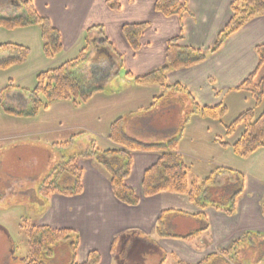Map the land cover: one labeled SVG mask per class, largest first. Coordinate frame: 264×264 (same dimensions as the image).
Masks as SVG:
<instances>
[{"label":"crops","instance_id":"1","mask_svg":"<svg viewBox=\"0 0 264 264\" xmlns=\"http://www.w3.org/2000/svg\"><path fill=\"white\" fill-rule=\"evenodd\" d=\"M107 1L34 0L37 12L47 17L60 32L63 44L62 52L54 58L47 57L53 61L44 64V70L76 58L86 49L87 58L77 74L85 87L99 89L84 102L90 108L89 118L85 123L73 125L96 132L91 122L101 123L102 118L110 117V132L97 131L106 135L107 142L115 146L106 150L118 148L108 137L112 123L119 118L122 119L121 130L125 136L145 144L177 140L176 150L180 155L186 138L192 143L202 142L204 138L209 144H218L217 138L221 136L218 127L216 134H211L216 120L192 114L193 106L195 103L200 106L226 104L227 100L238 98L240 90L237 87L250 74L257 71V77L264 66V63L259 66L256 52V47L264 44V14L253 18L204 62L167 72L168 87L165 88L159 81L137 83L135 77L163 67L168 42L180 35V43L184 46L203 50L212 47L232 17L231 4L235 0H188L191 14L183 18L166 17L157 12L156 0H118L119 9L110 8ZM136 23L148 25L140 37L137 51L122 30L125 24ZM37 27L32 30L42 39L41 29ZM2 37L1 32L0 44H21L16 40L5 41ZM175 84L180 89L171 87ZM17 94L25 97L21 92ZM183 94L187 98L184 104ZM25 101L28 105L26 97ZM62 102L65 100L51 104ZM8 111L11 114L18 110ZM41 124H6L4 127L9 132L0 135V142L3 137L12 140L33 136L47 138L51 144L63 143L56 142L54 137L55 132L61 131L60 120L57 125ZM131 154L133 164L126 183L140 197L136 206H128L115 198L108 172L92 160L87 166L79 164L83 168V191L78 195L56 192L44 196L39 185L36 198L32 197L33 205H30L29 188L14 185L0 188V203L11 200L9 206L21 207L29 223L33 222L29 216L32 212L36 221L34 225L75 230L80 242L74 256L64 259L67 264L85 262L91 251L100 253L99 264H264V171L252 172L249 168L251 172L247 173L234 164L214 162V166L238 170L245 176L244 191L237 200L236 212L231 215L213 206L200 209L188 197L175 193L144 197V171L158 160L160 154L154 150L133 151ZM255 154L257 151L250 156ZM65 160H60L57 166ZM208 162L211 163L210 160ZM2 226L0 238L10 239L0 249V264H14L13 257H18V260L15 258L16 264H24L28 243L25 250L19 251L17 243ZM55 254L63 257L58 251Z\"/></svg>","mask_w":264,"mask_h":264},{"label":"trees","instance_id":"2","mask_svg":"<svg viewBox=\"0 0 264 264\" xmlns=\"http://www.w3.org/2000/svg\"><path fill=\"white\" fill-rule=\"evenodd\" d=\"M107 2L112 9L120 8L118 0H108ZM0 7L16 8V11L10 12V15L0 14V26L6 29L39 26L46 57L54 58L62 52L63 44L60 32L47 17L41 16L37 12L34 0H11L9 3L7 0H0ZM155 9L166 17L183 18L186 14H191L188 0H156ZM231 9L232 17L212 47L205 50L188 47L180 43L181 35L173 38L167 45L166 64L160 69L135 77V82L145 84L159 81L167 88V72L189 68L204 62L220 50L224 43L248 22L256 16L264 14V0H235L231 4ZM147 26V23L123 26V34L135 51L140 48V37ZM85 52L86 49H83L80 56L39 72L36 88L32 91L21 92L26 97L30 110L28 112L17 111L16 113L32 116L55 101L71 100L75 105H80L91 98L99 89L85 87L77 74L79 67L87 58ZM256 52L259 57V66H261L264 63V44L257 46ZM29 53V47L22 44L8 42L0 44V68L23 63L27 60ZM256 72L250 74L237 87V90L250 91L259 104L264 98V76L256 82ZM127 76L132 77L130 73H127ZM171 87L180 89L177 84ZM226 112L227 107L223 103L216 106H200L195 103L192 114L221 120ZM121 122L122 119L119 118L112 123L111 134L108 137L117 144L118 148L103 151L93 146V149L81 153L84 157H97V162L102 164L110 176L112 192L118 201L128 206L139 204L140 197L135 189L126 183L133 164L131 153L154 150L160 155L158 160L144 171L142 180L144 197L164 192L175 193L188 197L200 209L213 206L231 215L236 212V203L244 191L245 184V176L241 171L219 166L201 182L192 180L190 168L176 150L177 140L169 143L145 144L125 136L121 130ZM241 125L244 130L233 143L223 142L221 137H218L217 141L224 146H231L236 154L246 157L264 147V110L259 116H256L253 109L241 112L236 120L226 126L228 136L233 135ZM71 142L72 140L59 144L69 146ZM79 155L70 156L43 180L39 187L42 195L49 196L57 192L72 196L82 193L83 168L78 164ZM64 179H71L72 183L64 184ZM262 211L264 214V198ZM22 227L25 228L28 237V254L24 264H67L64 259L73 257L79 246L80 236L75 230L29 223L23 224ZM57 251L63 255L62 258L59 257V254H55ZM100 260V253L91 251L85 262L72 261L70 264H99Z\"/></svg>","mask_w":264,"mask_h":264},{"label":"rangeland","instance_id":"3","mask_svg":"<svg viewBox=\"0 0 264 264\" xmlns=\"http://www.w3.org/2000/svg\"><path fill=\"white\" fill-rule=\"evenodd\" d=\"M8 3L11 0H7ZM11 12L8 8L0 7V14H8ZM1 27V26H0ZM34 27V28H32ZM31 28H17L6 29L0 28L2 38L5 41L16 40V42L28 45L30 49L29 56L26 61L20 64H14L6 68H0V135L5 134L6 124H13L14 126H33L34 124L57 125L60 120L61 131L55 132L54 137L56 142H68L72 140L69 146H62L60 144H51L47 138L30 136L28 138H9L3 137L0 142V188H11L18 185L23 188H29V203L33 205V196L36 198V189L41 181L47 176L53 167L57 166L60 160L68 159L70 156L80 154L78 157V164L82 163L86 166L91 160L97 163V157L89 158L82 156L83 151L91 150L92 145L101 150L114 148L113 144L107 142L106 135H100L98 132H110L109 124L110 117L101 119V123L91 122V125L97 129L93 131L80 125H73L74 123H85V119L90 116V108L85 103L80 106H75L71 100L59 104H51L47 108L41 109L37 114L32 116L18 115L19 113H11L9 109H15L22 112H28L30 108L26 104L25 97L22 98L19 92L25 90L32 91L37 86V74L44 70V64L49 60L43 51L42 39L32 29H38L37 26ZM0 32V36H1ZM50 62V63H51ZM58 65H55V67ZM53 68V67H52ZM264 75V66L259 71L255 81L258 82ZM124 87H122L123 90ZM17 92H12V91ZM238 98H232L231 101H226L227 112L221 120H216L212 126L211 134L219 129V137L225 142H234L243 132L244 127L241 125L236 129V132L229 137L226 133V126L230 125L241 112L247 109H253L256 116H259L264 110V98L262 103L257 104L255 97L250 91L240 90L237 92ZM10 94L12 97H10ZM184 95V94H183ZM182 104L187 101L184 95ZM234 97V95H232ZM43 98V97H42ZM191 109V106H190ZM7 114L6 116H4ZM176 113L174 114L175 118ZM219 125V126H217ZM4 129V131H3ZM95 134V135H94ZM210 134V135H211ZM60 135V137H59ZM9 136V135H7ZM229 137L227 140L226 138ZM196 142V143H195ZM192 141L186 138L183 142L182 157L187 166L190 168V177L192 180L201 182L207 177L215 167L214 162H224L234 164L235 166L245 170L244 172H263L264 171V147L257 151L255 156H240L236 154L231 146L224 148L221 143L209 144L203 138L202 142ZM211 161V163L208 162ZM213 160V161H212ZM207 161V162H206ZM101 164V163H100ZM102 166V164H101ZM103 167V166H102ZM250 171V172H249ZM264 173V172H263ZM64 184L70 185L71 179L63 181ZM22 185V186H20ZM17 191V190H16ZM16 193V192H15ZM6 199L4 203H0V225L6 228L8 234L17 243L20 250H25L28 237L23 224H27L26 213L21 207L9 206L11 200ZM15 200V199H13ZM26 214V215H25ZM21 216H23L21 218ZM29 224H35L33 213ZM206 221V220H205ZM10 238H0V249L2 250L8 243ZM18 257H13L12 263L16 264Z\"/></svg>","mask_w":264,"mask_h":264},{"label":"flooded vegetation","instance_id":"4","mask_svg":"<svg viewBox=\"0 0 264 264\" xmlns=\"http://www.w3.org/2000/svg\"><path fill=\"white\" fill-rule=\"evenodd\" d=\"M15 4V3H13ZM11 11V13H13L14 11H16V8H13V9H9ZM13 11V12H12ZM10 13V12H9Z\"/></svg>","mask_w":264,"mask_h":264}]
</instances>
